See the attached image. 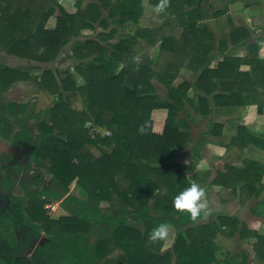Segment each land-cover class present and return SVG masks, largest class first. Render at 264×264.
Wrapping results in <instances>:
<instances>
[{"label":"trees","instance_id":"16d2710c","mask_svg":"<svg viewBox=\"0 0 264 264\" xmlns=\"http://www.w3.org/2000/svg\"><path fill=\"white\" fill-rule=\"evenodd\" d=\"M167 1L169 6L164 8L165 12H175V0ZM150 2L159 5L158 0ZM100 3L79 6L76 13H69L59 0H0V45L10 55L42 68L33 82L58 98L44 112L48 120H39L38 131L22 124L25 105L0 100V137L13 144L33 145V158L40 172L43 174L42 170H46L52 176L51 186L33 191V198L24 210L22 207L16 212L19 218L5 217L14 227L21 219L32 236L28 240L21 238L15 244L13 239L0 234L7 248L6 259L0 258V263L172 264L175 259L176 264H220L216 257V238L223 226L236 227L239 221L217 214L213 221L194 225L203 215L193 221L173 206L174 197L192 183L188 166L176 161L178 149L189 142L178 116L184 101L192 102L188 94L191 85L186 80L178 86L174 83L186 59L193 64L190 66L193 71L199 73L195 86L202 91L205 90L203 82L210 78L234 81L244 76L238 71L244 61L225 56L218 68L211 70L207 60L211 49L205 47L203 37L190 34L194 26L189 25L183 39L162 38L157 63L148 57L137 59L136 39H154L157 29L139 30L137 36L117 43L111 42L113 33L105 30L111 22L138 23L144 11L143 0H102ZM51 19L53 24L49 25ZM98 28L104 31L98 32ZM88 30L97 32L96 37L85 36L83 32ZM185 43H194L198 48H184ZM68 46L67 59L85 80L84 86H76L70 71L63 75L46 67ZM256 64L264 66V62ZM26 79L28 74L0 65L1 89ZM154 80L167 89L166 99L160 95ZM78 95L84 110L72 107V100ZM215 98L217 102L226 97ZM158 109L168 111L162 133L154 131L153 112ZM91 120L108 129L111 136L98 135L93 139L86 128ZM220 127V124L213 126ZM86 145L97 148L101 155L95 157L83 152ZM103 145L112 150H101ZM73 182L84 192V198L76 195L65 198L62 205L67 209L68 204L74 205L71 215L52 219L47 215L46 203L62 200ZM102 202L112 206L120 204L119 214L114 217L102 210ZM128 221L141 223L140 230L129 226ZM162 223L175 227L178 236L172 251L160 254L162 240H151L149 236ZM105 224L109 230L103 228ZM245 230L243 226L240 234ZM94 231L103 235L90 243ZM42 233L45 237L33 256L16 251ZM249 234L257 238L255 248L260 262L264 263V237L254 232ZM115 249L122 256L110 260ZM226 261V264H242L234 258Z\"/></svg>","mask_w":264,"mask_h":264},{"label":"crops","instance_id":"0c3cea01","mask_svg":"<svg viewBox=\"0 0 264 264\" xmlns=\"http://www.w3.org/2000/svg\"><path fill=\"white\" fill-rule=\"evenodd\" d=\"M174 5L176 11L167 13L143 0L144 13L138 25L153 28L143 25L156 15L159 51L160 37L183 39L189 25L194 26L190 34L203 37L205 47L211 49L207 59L211 70H216L225 56L244 61L238 69L244 76L234 81L210 78L203 82L204 91L195 86L199 73L185 67L174 83L178 86L186 80L191 85L188 94L192 102L182 107L178 116L189 142L178 149V161L188 166L190 181L206 190L210 211L198 222L208 223L217 214L238 219L240 228L248 231L242 236L237 230L231 234L225 230L226 237L218 234L216 243L236 240L247 252H228L217 258L219 263L234 258L242 264H264L254 252L256 239L249 234L264 235V66L256 64L264 62V0H175ZM83 34L95 38L97 33L88 30ZM183 47L198 48L194 43ZM219 84L224 89L217 88ZM215 96L226 98L216 102ZM167 114L166 109L153 112L155 132H163ZM215 124L221 127L213 128ZM186 149L190 157L181 160Z\"/></svg>","mask_w":264,"mask_h":264},{"label":"rangeland","instance_id":"374dc122","mask_svg":"<svg viewBox=\"0 0 264 264\" xmlns=\"http://www.w3.org/2000/svg\"><path fill=\"white\" fill-rule=\"evenodd\" d=\"M101 1L102 0H59V2L62 4V6L66 10L73 11L75 13L77 12L79 6L82 8H85L86 5L90 3L101 4L100 3ZM109 1L114 2L115 0H109ZM103 12L106 16L107 11L104 10ZM142 16L143 14L141 15V17ZM139 21L138 23L124 22L122 24H116V23L111 22L109 25V28L106 29L105 32L113 33L111 42L117 43L118 41L122 39L137 36L136 34L139 30L156 29V23H157L156 15L153 20L151 19L147 21L146 23H144L147 25H143V26H151L153 28L139 27L138 25ZM50 24L51 25L53 24V19L50 20L49 25ZM98 30L104 31L102 28H98ZM91 36L93 35L91 34ZM160 39L162 40V37H160ZM158 46H159V34L158 33L154 35V39H150V40H148L147 38L138 37L135 41L134 55L137 59L148 57L153 62L157 63L159 61V55L161 53V45H160V51H159ZM69 50H70V46L66 47L65 51H63L58 56L55 62L46 67L51 68L52 70H57L62 74L65 71H70V74L72 75L76 86H84L85 80L82 78V76L77 71H75L73 62L68 60L66 57V54L69 52ZM191 56L192 55H189V57ZM0 65H2L3 67H10L15 70H19L22 73L28 74V79L23 80V81H17L7 89L0 88V100L3 103H14V104H20L23 106L25 105L26 106L25 113L23 116H21L22 124L27 128L38 131L37 124L39 120H48L47 117L44 115V112H46L49 108L53 107V105L58 101V98L56 96H52L47 91L42 90L37 84L33 82L34 77L40 76L42 68L35 67L32 61L10 55L9 53H7L6 48H3L1 45H0ZM190 66L191 65L189 64V60L186 59L184 67L188 70L189 69L193 70L192 67ZM153 83L159 89L160 95L166 99L167 89L155 80L153 81ZM187 105L189 106L190 102L184 101L183 108L186 107ZM72 107L78 110L85 109L81 96L78 95L72 100ZM15 128L19 129L18 126H15ZM86 128L88 129L89 135L93 139H96L98 135L102 137L111 136V132L108 129L96 125L93 122V120L87 122ZM181 129L183 130L182 126H181ZM7 144H8V141L0 137V149H2V147L7 148L8 146ZM180 149H184V148H180ZM101 150L105 152H110L112 150V147H107L103 145L101 146ZM188 151H189L188 149L183 151V157L181 158V160L189 159L190 156H189ZM83 152H89L95 157H98L101 155V151L91 145H86ZM179 158L180 156L178 155L176 158V161L180 163V161H178ZM40 171H41V168L37 166L35 159L33 158V172L28 173V175H23V177L21 178V185L24 187L25 192L35 191V190L39 191L48 185L51 186V183H50L52 179L51 174L46 170H42L43 174ZM188 176H189V173H188ZM56 189L60 191L59 188H56ZM22 195H23L22 190H18L16 192V196H22ZM71 195H76L81 198H84L85 196L84 192L79 188L77 183L73 182L70 185L69 193L66 194V196L62 200H54L52 202L46 203V205L48 204L56 205V209L54 211L52 210L47 211L49 213V216L52 219L57 220L61 217L71 215V210L74 207V205L68 204L69 205L68 209L64 205H62L64 199ZM100 206L102 210L113 215L114 217H116L119 214L120 209H121L120 204H116L115 206H112L109 202H102ZM213 220H215V217L210 221H213ZM198 224L199 222L195 223L194 225H198ZM128 225L133 226L138 229L142 226L141 223L139 224V223H135L132 221H128ZM242 225H245V224H242ZM103 228L105 230H109V226L107 224L103 225ZM167 228H168V236L164 240H162L160 254H163L164 252H167V251H172L175 239L178 236V230L175 227L167 226ZM241 229L242 228H240V224L239 226H236V227L234 225L223 226L219 234L223 233V236L226 237V234L224 233L225 230H229L231 234L233 231H236V230L240 233ZM254 233L259 234L264 237V235L259 232H254ZM102 235H103L102 232L94 231V233L92 234L89 240L90 243H94L96 239H98L99 236H102ZM255 239H256V242H255L256 244L257 238L255 237ZM231 241L220 239L219 243L218 244L216 243L217 244V253H216L217 258H222L228 252H231V253L236 252V251H240V252L246 251L247 252V249L243 247L240 248L241 247L240 243H238L236 240H231ZM255 244H254V252L257 255H259L258 252L256 251ZM121 256H122V252L118 249H115L113 250V253L109 257V259L117 260ZM172 264H176L175 259Z\"/></svg>","mask_w":264,"mask_h":264},{"label":"flooded vegetation","instance_id":"af4514ba","mask_svg":"<svg viewBox=\"0 0 264 264\" xmlns=\"http://www.w3.org/2000/svg\"><path fill=\"white\" fill-rule=\"evenodd\" d=\"M7 148L0 149V234L4 238L13 239L15 244H19L21 238L30 239L32 236L27 232L28 226L21 219L16 222L17 226L8 224L5 217L16 214L20 209L26 207L28 201L33 198V191L25 192L21 185L23 175L33 172V145L17 142H8ZM22 190V196H16V192ZM46 209V208H45ZM47 215L49 213L47 212ZM8 229V231H7ZM34 235V233H33ZM45 233L38 238H31L27 246L16 249L26 256H33L39 244L43 241ZM5 242L0 240V258L6 259ZM1 264V263H0Z\"/></svg>","mask_w":264,"mask_h":264},{"label":"clouds","instance_id":"9594fccd","mask_svg":"<svg viewBox=\"0 0 264 264\" xmlns=\"http://www.w3.org/2000/svg\"><path fill=\"white\" fill-rule=\"evenodd\" d=\"M166 6L167 0H161L158 8L163 10ZM173 206L179 213L188 214L193 221H196L202 215H207L210 211L207 204L205 188L195 182L191 183L174 197ZM167 236L168 228L162 223L152 230L149 239L164 240Z\"/></svg>","mask_w":264,"mask_h":264},{"label":"built area","instance_id":"2783aa9c","mask_svg":"<svg viewBox=\"0 0 264 264\" xmlns=\"http://www.w3.org/2000/svg\"><path fill=\"white\" fill-rule=\"evenodd\" d=\"M55 209H56V205L55 204H48V205H46V210L47 211H51V210L54 211Z\"/></svg>","mask_w":264,"mask_h":264}]
</instances>
